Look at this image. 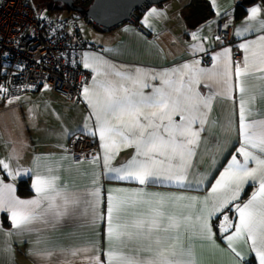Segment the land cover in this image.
<instances>
[{
	"label": "crops",
	"instance_id": "0c3cea01",
	"mask_svg": "<svg viewBox=\"0 0 264 264\" xmlns=\"http://www.w3.org/2000/svg\"><path fill=\"white\" fill-rule=\"evenodd\" d=\"M189 1L168 0L162 5H150L141 10L140 22L146 31L135 21L125 22L109 31L90 24L86 19L82 20V24L78 22L81 26L80 37L90 44L79 54L83 67L86 59L92 65L85 67L91 78L84 88H89L90 93L97 92L96 81L104 79L97 71L95 61L99 58L114 66L110 78L115 81L120 79L114 75L116 71L134 72L140 69L149 74L145 81L149 87L142 89L145 94L151 93L153 87L164 86L162 75L152 80L151 74L168 73L173 79L183 75L185 82L189 77H196L194 90L201 97H211L210 107L202 109L203 125L198 119L192 126L199 131V136L189 146L191 154L185 155L186 181L177 184L158 179L141 185L136 180L114 179L116 173L109 172V168L125 166L136 154L135 146L101 140L94 111L84 91L79 97L66 100L49 85L43 84L34 92L5 100L0 97V161L8 165L5 169L0 164V180L4 185H12L11 195L19 200L36 199L38 194L33 185L37 177H56L57 191L78 193L87 200H98L96 206L101 217L93 223L86 210L87 205L81 204L74 215L50 222L36 220L27 227L17 228L11 220V213L0 210V264H65V261L88 264V257L93 253L74 256L71 250L93 244L98 246L100 260L104 262L106 258L103 253L117 244L116 241L110 243L106 238L110 196L129 202L148 201L126 209L121 223H131L135 218L147 216L152 208L159 207L157 201L161 198L165 201L166 214L191 213L194 218L201 213L206 201L208 209L211 208L214 200L212 187L232 156L237 155V159L243 162V156L237 153L243 139L239 127L241 101L244 102L248 122L264 121V79L261 78L264 71L257 70L261 66H250V74L240 78L245 89L243 93L239 90L235 75L237 62L243 61L246 55L239 46L264 35V0L249 7L260 10L254 19H250L248 9L244 17L235 20L232 17L240 0H208L215 16L195 27L182 12L184 4ZM152 9L156 12L152 13ZM222 16L229 17L228 20L234 23L233 40L229 43H221L215 37L214 28ZM89 25H96L97 28ZM225 50H229L227 55ZM237 53L240 54L239 60L236 59ZM205 56H210L211 60L206 61ZM134 87L139 89V85ZM175 119L179 120V117ZM76 134L96 138L97 157L81 161L73 159L69 148L71 138ZM104 144L108 145L107 149L103 147ZM250 150L259 154L258 149ZM171 163L176 165L180 161L176 159ZM249 167H255V163L250 161ZM168 173L169 161L165 160L160 166V174ZM27 177H30L32 192L22 196L18 185L21 179ZM257 188V182L249 181L234 203L243 205ZM95 192H98V197L92 195ZM5 194L8 195L7 192ZM55 202L60 203V198L56 197ZM46 204L44 202L42 207ZM224 215L233 225L238 222V214L230 204L210 218L211 238L199 236L197 227L186 229L182 226L179 240H169V244L178 243L190 248L196 264H259L256 253L251 250L250 240L236 239L229 247L225 237L231 235L235 228H229L226 233L222 230L220 225ZM217 218L216 227L214 222ZM148 244L147 240H132L129 248L135 249L139 245L147 247Z\"/></svg>",
	"mask_w": 264,
	"mask_h": 264
},
{
	"label": "snow or ice",
	"instance_id": "6c2138e0",
	"mask_svg": "<svg viewBox=\"0 0 264 264\" xmlns=\"http://www.w3.org/2000/svg\"><path fill=\"white\" fill-rule=\"evenodd\" d=\"M249 11L250 19H254L260 10L253 7ZM151 12L155 13L156 10L152 9ZM239 47L246 53L243 61L237 62L235 68L238 87L243 93L245 89L240 78L250 74V66L259 64L261 67L257 70L264 71V35L246 41ZM228 51L225 50L226 55ZM95 62L97 71L101 72L104 79L96 81L97 92L90 93L87 87L83 91L94 111L100 138L102 141L110 140L113 144L123 142L125 146H135L136 149V154L125 166L109 168V172L116 173L113 178L136 180L141 185L158 179L177 184L184 183L187 179L185 155L191 154L189 146L193 145L199 136V131L194 130L192 126L198 119L203 125L202 109L210 107L211 97H201L194 90L196 77H189L185 82L183 75H177L173 79L168 73L151 74L152 80L162 75L164 86L153 87L151 93L145 94L142 89L149 87L145 82L149 74L140 69L134 72L116 71L114 75L120 79L115 81L110 78L113 75L111 71L113 65L107 61H100L99 58H96ZM84 66L87 68L92 65L86 59ZM183 67L187 68L188 65ZM136 85H139V89L134 87ZM177 116L179 120L175 119ZM239 127L243 139L237 153L243 156V162L237 159V155L232 156L229 165L212 187L214 200L210 209L206 201L201 213L194 218L191 213L166 214L165 201L161 198L157 201L159 207L152 208L147 216L135 218L131 223L127 221L121 223L126 209L134 207L139 202L148 201L129 202L110 196L106 238L110 243L116 241L117 244L103 253L106 258L104 262L100 260L98 246L95 244L71 250L72 255L93 253L88 257V264H196L190 248L178 243L169 244V240H179V230L182 226L186 229L197 227L199 236L211 238L213 233L210 218L232 204L238 214V222L233 225L229 217L224 215L223 223L220 225L225 233L229 228H235L231 235L225 237L229 241V247H232V242L236 239L250 240L251 250L256 253L259 264H264V121L248 122L243 101L240 105ZM103 147L107 149L108 145L104 144ZM250 149H258L259 154ZM176 159L180 163L172 165L171 161ZM165 160L169 161V173L161 176L160 166ZM250 161L255 163V167H249ZM0 164H3L5 169L8 168L3 161H0ZM55 180L56 177L38 176L33 185L38 197L32 200L15 198L11 195L12 185H4L0 180V210L11 213V220L17 228L27 227L36 220L50 222L74 215L81 204L87 205L86 210L90 213L93 223L97 218H101L96 206L98 200H87L78 193H61L55 188ZM249 181L258 183L256 191L243 205L234 203L243 186ZM92 195L98 197V192ZM56 197L60 198V203L55 202ZM44 202L47 204L42 207ZM172 233L175 235H171ZM132 240H147L149 244L147 247L139 245L131 249L129 242ZM65 264L75 262L65 261Z\"/></svg>",
	"mask_w": 264,
	"mask_h": 264
},
{
	"label": "built area",
	"instance_id": "2783aa9c",
	"mask_svg": "<svg viewBox=\"0 0 264 264\" xmlns=\"http://www.w3.org/2000/svg\"><path fill=\"white\" fill-rule=\"evenodd\" d=\"M137 17L136 13L133 20ZM228 19L220 18L214 28L221 43L233 40L234 23ZM86 20L95 23L92 18ZM80 30L74 17L38 14L32 0H0V97L34 92L43 84L66 100L79 97L91 78L79 61L80 51L90 46L77 35ZM204 59L211 60L210 56ZM69 150L75 161L98 156L96 138L91 135L72 136Z\"/></svg>",
	"mask_w": 264,
	"mask_h": 264
},
{
	"label": "water",
	"instance_id": "95a60500",
	"mask_svg": "<svg viewBox=\"0 0 264 264\" xmlns=\"http://www.w3.org/2000/svg\"><path fill=\"white\" fill-rule=\"evenodd\" d=\"M53 1L66 5L68 10L79 13L86 19L92 18L102 30L109 31L125 22L134 21L133 17L138 10L168 0H92L87 7L77 4L76 0Z\"/></svg>",
	"mask_w": 264,
	"mask_h": 264
},
{
	"label": "trees",
	"instance_id": "16d2710c",
	"mask_svg": "<svg viewBox=\"0 0 264 264\" xmlns=\"http://www.w3.org/2000/svg\"><path fill=\"white\" fill-rule=\"evenodd\" d=\"M258 1L259 0H240L239 2H237L236 12H235L236 18L235 19H240V18L244 17L248 12L249 7ZM91 2H92V0H76L77 4H80V5H83L86 7ZM162 4H164V3H162ZM162 4H160V5H162ZM68 12H69L68 17H74L77 21L76 16L78 17L80 14L76 13V12L73 13L70 10H68ZM182 12H183L185 19L188 22L189 21L192 22L191 23L192 27L199 26L203 23H206L207 21L211 20L215 16L214 12L212 10L211 4L208 0H191L188 3L184 4ZM142 13L143 12L141 10H138V12H137L138 17L134 21L136 22L137 25H139L142 29H144L143 26L141 25V22H140ZM50 16H52V15H50ZM222 17H225V16H222ZM79 34H80V32H79ZM79 34H77V35L80 37ZM30 186H31L30 177L21 179L19 182V185H18L19 194L22 196H26V195L30 194L32 192V189ZM219 218H220V216H219ZM219 218H217L214 222L216 227H217V222H218Z\"/></svg>",
	"mask_w": 264,
	"mask_h": 264
},
{
	"label": "rangeland",
	"instance_id": "374dc122",
	"mask_svg": "<svg viewBox=\"0 0 264 264\" xmlns=\"http://www.w3.org/2000/svg\"><path fill=\"white\" fill-rule=\"evenodd\" d=\"M171 1V0H169ZM173 2H176L177 0H172ZM167 2V1H166ZM32 3L37 11L38 14L47 16V15H52L58 18L62 19H68L69 12L67 8H62L60 4L56 3L53 0H32ZM75 13V12H73ZM77 21L82 24V20H85L86 18L83 17L82 15L76 16ZM176 19V17H175ZM95 24V23H94ZM91 27H96V25H89ZM100 28V27H99ZM101 30V29H100ZM47 86V85H44Z\"/></svg>",
	"mask_w": 264,
	"mask_h": 264
},
{
	"label": "flooded vegetation",
	"instance_id": "af4514ba",
	"mask_svg": "<svg viewBox=\"0 0 264 264\" xmlns=\"http://www.w3.org/2000/svg\"><path fill=\"white\" fill-rule=\"evenodd\" d=\"M56 3H58V4H60V6L63 8H67V6L66 5H64V4H61V3H59V2H56Z\"/></svg>",
	"mask_w": 264,
	"mask_h": 264
}]
</instances>
